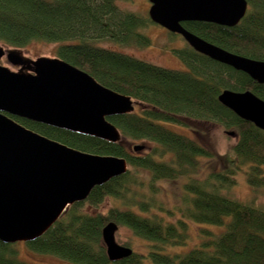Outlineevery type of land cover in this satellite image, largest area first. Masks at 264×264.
<instances>
[{"label":"trees","instance_id":"1","mask_svg":"<svg viewBox=\"0 0 264 264\" xmlns=\"http://www.w3.org/2000/svg\"><path fill=\"white\" fill-rule=\"evenodd\" d=\"M118 1L0 0V45L23 50L36 42L59 43L56 58L141 105L138 113L108 118L122 137L123 143L115 144L13 118L70 148L125 158L129 165L125 175L94 188L84 202L69 206L42 237L27 243L28 248L72 264H264V208L221 194L235 186L240 172L252 190L264 189V132L218 101L223 90L250 91L264 100V84L188 45L173 51L186 72L97 47L94 44L103 41L138 48L150 45V39L140 33L153 24L148 15L124 11ZM245 1L246 14L235 27L203 22L181 25L222 50L264 62V0ZM189 122L213 123L235 133L228 169L203 181L193 178L200 159L212 158L213 151L165 126L188 127ZM136 143L144 150L133 152ZM180 179H185L181 205L169 209L160 200V184ZM106 200L116 205L98 211ZM108 223L148 242V250L110 262L101 237ZM189 223L221 231L203 228L199 245L186 253L166 254L167 249L185 246ZM15 246L0 242V264H26L17 258Z\"/></svg>","mask_w":264,"mask_h":264},{"label":"water","instance_id":"2","mask_svg":"<svg viewBox=\"0 0 264 264\" xmlns=\"http://www.w3.org/2000/svg\"><path fill=\"white\" fill-rule=\"evenodd\" d=\"M149 20L181 36L196 53L264 84V62L229 53L186 31L182 23L203 22L235 27L245 16V0H148ZM0 242L30 243L42 237L69 206L84 202L96 187L125 175V158L101 156L48 139L13 118L123 143L108 118L141 107L130 97L99 84L92 76L59 58L28 59L22 50L0 45ZM219 103L240 120L264 132V100L250 91L223 90ZM225 134L234 137L232 131ZM142 145H134L139 153ZM118 226L101 231L110 262L128 258L131 248L115 241Z\"/></svg>","mask_w":264,"mask_h":264},{"label":"rangeland","instance_id":"3","mask_svg":"<svg viewBox=\"0 0 264 264\" xmlns=\"http://www.w3.org/2000/svg\"><path fill=\"white\" fill-rule=\"evenodd\" d=\"M120 9L141 16L148 15L150 3L148 0H130L117 2ZM140 33L150 39V45L142 48L136 46H125L118 43L103 41L96 43L97 47L108 49L118 52L135 59L144 61L146 63L169 70L186 72L187 68L182 61L173 53L174 50H179L186 47L187 43L179 35H171L165 29L152 24L147 28L140 30ZM59 43H32L22 51L28 59H34L39 56L54 58L55 50ZM0 64L10 68L12 71L18 68L11 67L7 64L5 58L0 61ZM135 113L139 110L135 109ZM170 130L179 134L185 135L198 143L205 145L213 151L212 158H201L200 169L197 174L193 176L194 179L203 181L210 174L221 173L229 168V162L233 160L234 152L233 146L236 142V137H230L225 134V130L217 124L205 122H189L188 127H178L166 124ZM136 143L135 145H140ZM132 146V145H131ZM185 179H180L173 182H163L161 186L160 200L169 209H174L181 205L180 197L182 193V186ZM236 184L228 190H222L221 194L240 202L252 203L256 206L264 208V189L252 190L246 183L245 175L238 173L235 176ZM106 200L99 208L98 211H106L116 204ZM179 214L176 213L177 218ZM175 218H167L168 221H174ZM189 238L185 246L174 247L166 250V254L172 253H186L190 249L199 245L201 241L200 230L203 228L209 229L214 233H219L221 228L212 226H203L196 223H189L188 225ZM115 241L119 245L128 244L134 253H145L148 250L149 243L135 237L129 230L118 227L115 233ZM17 251V258L26 264H72L62 261L50 255L37 254L31 251L27 244L18 243L15 246Z\"/></svg>","mask_w":264,"mask_h":264}]
</instances>
